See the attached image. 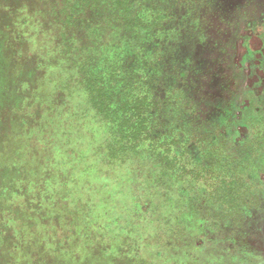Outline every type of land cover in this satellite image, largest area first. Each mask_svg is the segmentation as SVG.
Here are the masks:
<instances>
[{"label":"rangeland","instance_id":"1","mask_svg":"<svg viewBox=\"0 0 264 264\" xmlns=\"http://www.w3.org/2000/svg\"><path fill=\"white\" fill-rule=\"evenodd\" d=\"M225 8L0 0V264H264V174L227 218L209 150L264 103V59L223 71Z\"/></svg>","mask_w":264,"mask_h":264},{"label":"flooded vegetation","instance_id":"2","mask_svg":"<svg viewBox=\"0 0 264 264\" xmlns=\"http://www.w3.org/2000/svg\"><path fill=\"white\" fill-rule=\"evenodd\" d=\"M225 9L226 14L217 16L218 24L227 31L222 39L227 41V65L224 63L223 71L252 69L264 59V0H227ZM242 84L227 80V88L234 91L240 92ZM263 91L264 88L260 94ZM253 94L249 98H239L245 106L243 114L228 121L229 125L237 126L244 119L248 135L229 145L232 134L227 128V146L209 148L227 158V218L244 210L239 202L252 194L250 176L264 174V103L254 104L258 92ZM260 189L264 192V182Z\"/></svg>","mask_w":264,"mask_h":264},{"label":"trees","instance_id":"3","mask_svg":"<svg viewBox=\"0 0 264 264\" xmlns=\"http://www.w3.org/2000/svg\"><path fill=\"white\" fill-rule=\"evenodd\" d=\"M64 44H66V42H64ZM105 86V85H104ZM104 90H106V95H110L111 94V91L113 90L114 91V89H109L108 87L107 88H105ZM120 108H122L123 106L122 105H120L119 106ZM114 112H116L115 110H113V113ZM143 112V107L142 106H136L135 108H132L131 109V112L129 113V115H131L132 113H137V114H140V113H142ZM120 117H121V115H120ZM128 119V115H127V117H126V120ZM142 129H143V127H142ZM141 129V130H142ZM136 132H138V133H140V130L139 131H136ZM139 135H136V137H138Z\"/></svg>","mask_w":264,"mask_h":264}]
</instances>
